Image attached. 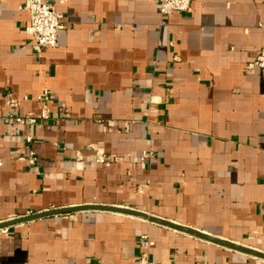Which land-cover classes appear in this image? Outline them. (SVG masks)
I'll return each instance as SVG.
<instances>
[{
    "label": "crops",
    "instance_id": "obj_1",
    "mask_svg": "<svg viewBox=\"0 0 264 264\" xmlns=\"http://www.w3.org/2000/svg\"><path fill=\"white\" fill-rule=\"evenodd\" d=\"M25 1L0 0V222L117 205L264 251V69L247 70L264 46V0H193L166 16L154 0H46L64 24L41 53ZM143 234L158 264H264L93 209L0 230V264H135Z\"/></svg>",
    "mask_w": 264,
    "mask_h": 264
},
{
    "label": "built area",
    "instance_id": "obj_2",
    "mask_svg": "<svg viewBox=\"0 0 264 264\" xmlns=\"http://www.w3.org/2000/svg\"><path fill=\"white\" fill-rule=\"evenodd\" d=\"M159 4L160 12L163 16L171 15L173 12L186 13L190 10L193 0H154ZM21 9L28 11L30 15V22L26 26V31L31 35L33 40V49L36 53H41L46 47H57L59 31L64 24V16L59 12L57 4L48 2L46 0H26L21 6ZM264 69V46L259 50L255 59L247 66V70L251 71L255 68ZM38 100L43 103V109L41 112V121H46L50 118V110L47 102L50 101L48 91L45 90L42 96L38 97ZM11 105L18 106V102L11 98ZM18 122H29L30 124H36L39 120L32 116H17ZM27 142L31 143L32 137H26ZM154 151L152 149L144 150L138 160V165L142 169H146L148 165L152 163L154 158ZM22 159H25L22 157ZM37 158L31 152V156L27 159L30 164H34ZM95 161L106 166H110L111 160L105 155H99L95 158ZM3 160L0 158V165ZM150 180L146 184L139 188L143 191L145 187H149ZM4 230V229H3ZM141 252L137 258L135 264H158L151 259L150 250L151 244L149 236L143 234L139 241Z\"/></svg>",
    "mask_w": 264,
    "mask_h": 264
},
{
    "label": "water",
    "instance_id": "obj_3",
    "mask_svg": "<svg viewBox=\"0 0 264 264\" xmlns=\"http://www.w3.org/2000/svg\"><path fill=\"white\" fill-rule=\"evenodd\" d=\"M92 209L93 210H104V211H110V212H115V213H120V214L141 217L143 219L149 220L157 224H161V225L168 226V227L180 230V231L194 234L208 241H211L215 244H219V245L228 247L230 249L237 250V251L264 259V251L262 250H257L254 248L243 246L241 244H237L229 240H224V239H221L215 236H211L209 234H205L189 226H182V225L174 224L173 222H170L169 220L153 216L142 210H138V209L130 208L126 206H117V205L111 206V205L89 204V205H83V206H73V207H67V208H57V209H52V210H46L44 212H37V213L29 214V215H23V216L13 218L11 220L0 222V230L9 228L14 225L33 221V220L39 219L44 216L58 215V214H63V213H70V212L81 211V210H92Z\"/></svg>",
    "mask_w": 264,
    "mask_h": 264
}]
</instances>
